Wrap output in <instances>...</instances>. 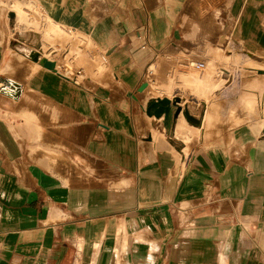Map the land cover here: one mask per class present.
I'll use <instances>...</instances> for the list:
<instances>
[{
  "label": "crops",
  "instance_id": "0c3cea01",
  "mask_svg": "<svg viewBox=\"0 0 264 264\" xmlns=\"http://www.w3.org/2000/svg\"><path fill=\"white\" fill-rule=\"evenodd\" d=\"M181 2L0 0V82L17 89L0 92V264H264L259 125L206 141L218 96L192 93L194 103L178 97L172 129L140 119L151 100L176 98L165 93L176 85L217 87L177 70L202 49L197 25L173 22ZM224 2L234 37L264 50V0ZM54 28L86 34L99 68L86 65L78 81L52 59ZM191 140L200 147L187 156Z\"/></svg>",
  "mask_w": 264,
  "mask_h": 264
},
{
  "label": "rangeland",
  "instance_id": "374dc122",
  "mask_svg": "<svg viewBox=\"0 0 264 264\" xmlns=\"http://www.w3.org/2000/svg\"><path fill=\"white\" fill-rule=\"evenodd\" d=\"M228 5L229 3L224 2V0H183V2L180 3V14L173 19V22L176 26L188 28L189 32L190 26L197 25L200 30L197 31L198 34L193 36V39H195L193 42L202 44L203 50L201 48V51H196L194 49V51L190 53V56L179 58L177 60V70H179L180 75H182L180 72L182 71L184 74L187 73L189 77L194 76L197 79L202 77L206 78L205 76H208L217 87L211 85L212 87L207 86L205 89L201 90L200 87L202 83L199 82L195 90L189 92L187 88H184L183 84H181L174 86L176 88L172 91H165V93L169 94L171 97L173 96L172 94L175 93L177 96L172 99L178 101L180 100L178 97H187L188 100L187 93H192V96L198 102L205 98H209V100L213 101L216 99V96H218L216 102L219 105V114L213 121L212 128L208 131L206 141L211 139L220 142L227 141L230 133L237 125L245 126L250 124L259 125L261 129L258 133V138L259 140H264V50H252L234 37V27L236 28L237 24L234 18L226 16ZM11 9L18 15L22 12V9L17 5ZM30 9L33 10L32 8ZM11 16L14 17L13 14H11ZM23 16L25 15L23 14ZM54 30L56 36L53 37L51 43L55 49L50 52V57L60 65H66V70H68L69 73H74L78 81L81 80V74L78 73L81 72L86 65L92 66L95 70L99 68L98 66H100L102 62L99 52L95 45L90 42V38L86 34L72 28H65L64 30L54 28ZM217 43L219 47L215 49L214 52H206V47H217ZM102 57H104V55ZM232 59H234V62ZM191 61L203 63L204 69L196 70L192 67L190 68L188 64ZM51 63L55 67L56 64L53 62ZM60 72H62L61 69ZM160 72L161 75H164V68H160ZM261 75H263V78ZM148 78L149 76H146V79ZM192 79L193 81L191 82L194 83V78ZM5 87L4 84L0 82L1 93H4ZM246 99L250 100L248 104L249 108L245 107ZM154 100L155 99L151 100L150 103L145 106L143 113L140 114L142 122L147 121L144 114L147 113L146 110L148 106L157 105ZM158 100L164 102L163 111L167 108L169 110L171 101H169L168 98L163 100L157 99V101ZM165 100L168 101V105L165 104ZM188 101L195 102L194 99ZM231 110L234 111L233 117L235 118V122L233 118H231V115H229L228 111ZM202 111H205V109H202ZM183 114L188 117L190 116L187 109L183 111ZM152 116L156 117L153 114ZM237 121H240V124H238ZM153 124L157 123L153 121ZM161 126L160 124L156 125L158 129H161ZM144 135L148 138L147 131ZM166 138L169 139L168 141L172 142L168 134H166ZM188 145L189 148H187L186 151L187 156L190 155V152H194L200 147L199 142H195L194 140H191Z\"/></svg>",
  "mask_w": 264,
  "mask_h": 264
},
{
  "label": "bare ground",
  "instance_id": "6f19581e",
  "mask_svg": "<svg viewBox=\"0 0 264 264\" xmlns=\"http://www.w3.org/2000/svg\"><path fill=\"white\" fill-rule=\"evenodd\" d=\"M26 54V57H28V58H31V59H33V60H35V56H33V53L32 52H26L25 53ZM198 64H200V63H192L190 66L192 67V68H194V66H196V65H198ZM201 64H203V63H201ZM202 66V68H200V69H196V70H202V69H204V64L203 65H201ZM59 69V68H58ZM195 69V68H194ZM229 77V76H228ZM11 88V89H10ZM15 86L13 85V84H10V85H8V86H6L5 88H4V93L6 94V95H8V94H10V95H13L14 96V94L15 93H12L13 91H15ZM157 101V100H156ZM150 103V102H149ZM148 103V104H149ZM172 103V104H171ZM179 103H180V100L178 101V100H172L171 102H170V108H169V112H168V114H162V115H160L159 117H155L156 119H160L161 117H164L163 118V124H164V126H165V128L166 129H172V127L175 125V123H176V120H177V118H178V116H179V114L181 113V111H182V108L180 107V106H178L179 105ZM147 104V105H148ZM184 111H185V108H184ZM178 114V115H177ZM148 116V115H147ZM183 116H184V114H183ZM148 117H154V116H148ZM184 118L186 119V121L189 123V124H192V125H196V120L194 119V118H192V120H189V119H187L185 116H184ZM198 124V123H197ZM161 134V133H160Z\"/></svg>",
  "mask_w": 264,
  "mask_h": 264
},
{
  "label": "water",
  "instance_id": "95a60500",
  "mask_svg": "<svg viewBox=\"0 0 264 264\" xmlns=\"http://www.w3.org/2000/svg\"><path fill=\"white\" fill-rule=\"evenodd\" d=\"M35 61H37V60H35ZM44 68H46V69H53V64L49 61H46L45 59L44 60H42V64H41ZM16 87V86H15ZM147 88V84L146 83H143V84H141L140 86H139V88H138V92H143L145 89ZM17 90V89H16ZM17 94H18V92H17ZM16 94H14V96H15ZM16 97V96H15ZM163 103L164 102H161V101H156V104L157 105H151V106H148V108H147V110H146V114H148L149 116H152V114L153 115H155L156 117H159L160 115H162V114H168V112H169V110H168V108L167 109H165V111H163L164 109H163V107H164V105H163ZM165 104H167L168 105V101H166L165 100ZM160 106V107H159ZM163 111V112H162ZM178 115V114H177ZM184 116L187 118V119H189V120H192V118L189 116H186L185 114H184ZM196 122L197 123H201V121H199V120H196ZM196 123V124H197Z\"/></svg>",
  "mask_w": 264,
  "mask_h": 264
},
{
  "label": "built area",
  "instance_id": "2783aa9c",
  "mask_svg": "<svg viewBox=\"0 0 264 264\" xmlns=\"http://www.w3.org/2000/svg\"><path fill=\"white\" fill-rule=\"evenodd\" d=\"M201 65H203V64H201V63H200V64H198V65L194 66V68H195V69H200V68H202V66H201ZM190 67H191V66H190Z\"/></svg>",
  "mask_w": 264,
  "mask_h": 264
}]
</instances>
